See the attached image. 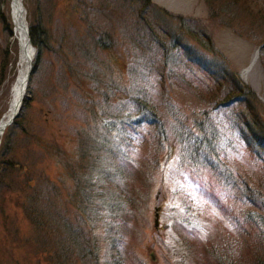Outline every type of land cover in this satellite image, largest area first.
<instances>
[{"label":"rangeland","instance_id":"rangeland-1","mask_svg":"<svg viewBox=\"0 0 264 264\" xmlns=\"http://www.w3.org/2000/svg\"><path fill=\"white\" fill-rule=\"evenodd\" d=\"M150 1L173 15L200 23L227 68L254 93L253 108L264 125V0ZM24 6L29 30L36 26L45 30L44 37L53 49L61 50L59 60L72 71L88 69L86 58L78 50L80 44L89 46L97 62L108 59L105 51L92 47L93 38L100 33L112 35L115 59L111 73L106 62L97 65L98 72L109 71L105 78H75L66 90L62 85L63 90L53 94L60 61L46 48L37 67L41 69L38 83L30 80L24 101L29 106L22 107L14 121L22 124L13 128L10 141L7 136L14 123L0 139V264H86L79 260L76 247L67 245L62 228L37 222L42 215L34 213V206L56 217L64 212L73 227L82 222L72 197L78 189L64 168L68 163L78 165L75 152L79 142L90 137V119L97 122L92 111L108 114L119 104L128 106L130 95L136 91L130 86L132 82L142 85L146 80L156 89L152 99L165 111L169 136L163 145L155 148L159 143L152 141L138 153L145 161L146 175L152 178L148 180L150 187L140 190L141 194L148 192L142 196L134 221L124 226L127 263L218 264L216 259L222 257L224 264H264V235L250 222L252 213L264 218V151L246 139L243 106L223 104L226 92L213 99L207 90L203 96L196 95L169 84L170 79L161 80L160 74L152 73L145 79L133 75L136 55L129 34L146 23L140 20L137 24L139 14L131 0H24ZM9 12V0H0V120L10 107L20 59L19 45L12 43ZM170 24L177 27L176 21ZM185 39L195 51L202 50L195 39ZM256 50L258 62L245 81L243 71ZM176 66L187 75L191 73V65L184 61ZM202 81L212 90L216 79L202 76ZM121 90L128 92L121 95ZM196 120H205L208 130L211 126L216 129L214 141L219 155L209 154L212 166L202 159L187 167V146L174 135L180 127H193L195 135L201 134L203 131L194 127ZM202 134L214 137L209 132ZM149 160L158 162L157 171L148 172ZM50 189L56 194L51 196V204L44 198ZM188 221L195 231L190 236L185 234Z\"/></svg>","mask_w":264,"mask_h":264},{"label":"trees","instance_id":"trees-1","mask_svg":"<svg viewBox=\"0 0 264 264\" xmlns=\"http://www.w3.org/2000/svg\"><path fill=\"white\" fill-rule=\"evenodd\" d=\"M135 3L139 14L137 24L140 25V20H144L146 24L136 27L129 34L136 55L133 63L136 65V70L133 69L134 66L132 65L131 73L136 74L141 79L150 77L152 73L160 74L161 80L163 78L170 79L169 84L184 88L196 95L203 96L207 90V94H210L213 99L226 92L227 96H225L223 104L227 102L230 105L235 102L243 106L242 118L244 122L242 124L247 128L244 129L246 139L254 145L255 149L259 150L260 148L264 151V125H262L259 115L253 108L256 105L254 104L256 97L250 88L227 68L226 62L219 56L211 36L200 26V23L195 19L173 15L165 9L155 6L150 0H131V4ZM151 18L153 22L150 21ZM175 21L177 27L175 24H170ZM44 34L45 30L38 26L30 29L32 43L38 48L31 75V80L35 81L36 84L41 70L38 69V65L43 62L46 48L52 50L48 49L47 51L52 52L57 60L61 58V50H54ZM185 37L195 39L202 50L195 51L191 48ZM93 44L92 47L95 50L100 51L101 49L107 53L108 59L105 62L111 73V63L115 59L112 49V35L100 33L93 38ZM262 48L264 51V46ZM78 50L82 57L86 58L88 69L86 71H72L67 68L70 65H63L62 61L59 60L61 70L55 77L58 86H53L52 83L51 92L53 94L58 89L63 90L62 85L66 90L75 78L80 81L83 78L98 81L101 77L105 78L108 75L109 71L100 69L98 72L97 65H104L105 62L102 60L97 62L94 59V52L90 51L88 45L80 44ZM75 53H77L76 50ZM174 60H178V64H175ZM181 61L191 65L192 74L190 73L188 76L185 71L175 68L176 65L179 66ZM201 70L203 73L205 72V75L200 72ZM75 74L76 76L73 78ZM202 76L206 79L208 77L216 79L212 90L205 87L207 84L202 81ZM130 86L136 91L130 95L128 106L119 104L115 111H108V114L97 109L95 113L92 111V116L96 117L97 122L95 123L90 119V122H93L89 131L90 137H84L79 142L75 152L78 165L74 167L68 163L64 168L66 173L72 175L74 178L72 180L73 185L78 189V192H75L72 197L82 222L73 227L67 222L64 212H59L56 217L54 213L45 214L34 206V213L42 215L37 219V222L42 221L44 225L54 223L55 225L48 226L62 228V235L67 245L73 244L76 247L77 256L82 263L128 264L124 226L134 221L135 213L140 210L139 205L142 203V196L148 192L141 194L140 190L143 186L147 190L150 187L148 180L152 178L146 175V171H144L145 161L139 158L138 153H142L143 146L152 141L159 143L155 148L160 144L163 145L169 136L165 111L159 108L152 99L157 93L155 87L147 80L142 85L133 81ZM118 90L115 88V91ZM127 92V90H121V95ZM111 105L109 104V107ZM28 106V102H25L24 108L26 109ZM202 114L208 115L205 112ZM195 122L196 126L194 127L200 133L201 131L204 134L209 132L214 137L210 138L208 135V138H205L202 133L195 135L193 127H190V130L181 127L176 129L174 135L177 136L178 141L182 146L191 148V151L188 152L187 147L184 150V155L186 158L188 157L187 167L189 164L196 165L195 162L202 159L209 162V154L212 157L219 155L215 148L217 142L214 141L217 137L216 129L212 126L208 127L210 131L205 128V120L203 122L196 120ZM21 124L22 122L19 121L14 122L8 132L7 139L9 138V141L15 127ZM9 141L7 140V143ZM148 162L150 165L148 172L152 169L157 171L158 162L153 160ZM9 164L7 163L8 166ZM208 165L212 166L210 162ZM52 189L44 192L46 193L44 198L49 203L52 202ZM243 197L255 202L249 194H244ZM250 222L255 224L258 233L264 235L263 217L260 215L253 217L252 213ZM189 223L188 221V229L185 228V234L188 236L190 233L195 234ZM182 238L185 244H190L185 236ZM50 243L53 242L50 241ZM216 260L218 264H224L222 257H218Z\"/></svg>","mask_w":264,"mask_h":264},{"label":"bare ground","instance_id":"bare-ground-1","mask_svg":"<svg viewBox=\"0 0 264 264\" xmlns=\"http://www.w3.org/2000/svg\"><path fill=\"white\" fill-rule=\"evenodd\" d=\"M10 18L13 25L12 43L19 45L18 75L12 87V99L9 110L0 120V139L10 126L17 108L21 105L28 94V82L30 76V66L34 61V47L30 40L29 26L27 23V12L24 6V0H9ZM259 59V51L256 50L250 65L243 71V77L246 81L247 73L255 67Z\"/></svg>","mask_w":264,"mask_h":264},{"label":"water","instance_id":"water-1","mask_svg":"<svg viewBox=\"0 0 264 264\" xmlns=\"http://www.w3.org/2000/svg\"><path fill=\"white\" fill-rule=\"evenodd\" d=\"M20 109H21V105L18 106V108H17V112H16L15 115L13 116V119L16 118V117L18 116ZM13 119L11 120L10 124L13 122ZM158 217H159V215H158V213H157V214H156V226H158Z\"/></svg>","mask_w":264,"mask_h":264}]
</instances>
